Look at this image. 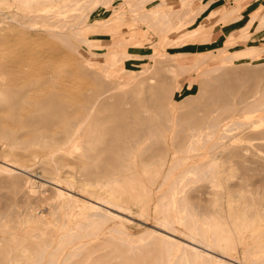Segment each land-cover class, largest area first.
<instances>
[{
    "label": "rangeland",
    "instance_id": "obj_1",
    "mask_svg": "<svg viewBox=\"0 0 264 264\" xmlns=\"http://www.w3.org/2000/svg\"><path fill=\"white\" fill-rule=\"evenodd\" d=\"M61 1L62 0H55L52 2V4L54 5L59 2L61 7H63V1ZM84 1L80 0L79 3L73 5V9H69V7L64 9L63 7L64 11L69 10L67 12L65 11L66 13H63L64 11H62V8L59 6V4L56 5L59 6L61 10H57L62 12L57 10L55 11L54 9H56L57 6H53L52 4L50 6H53L54 8L48 6V8L45 7L42 9H37V4L39 3L33 1V3L31 2V6L33 7V11L34 8L37 7L34 11L36 14H34V16H37L38 19L35 17L36 20H32L33 15L31 16V14L34 12L32 9V12H29L26 8L27 6L22 1L0 0V92H4L5 94H0L2 97L4 95V102L0 96V127H4V129L7 130L5 135L0 136V161L12 162L16 167L21 168V170H16L15 172L11 173L3 170V168L0 167V237H3L0 238V264H6V261L7 264H31L33 263L34 255L37 256L38 250L43 248L46 249L44 252V257L41 260L42 264L47 262L46 259L50 258L49 254L50 252L52 253L54 249L58 253L57 262L55 264H60L63 262H70L69 264H80L81 262L82 264H164L167 256L166 251H168L166 245L165 243L163 244V242H161L162 239L159 236L151 234V230H154V225L158 224V218L161 214L159 198L162 194L167 192L168 186L172 179L180 171H182L186 165H189L192 161L204 162V160H207L210 157L208 152L209 149H207L208 143H206L204 147H199L197 151L189 153L190 155L183 164L179 166L172 165V167L171 164L173 163L171 160H175V158L176 160L177 158L180 159V157L183 156V153L180 151L172 153L173 148L169 147L167 143L172 140L177 141L180 139L174 130H177V128L181 127L182 124L184 125L181 128L188 133L190 126L195 128H198V126L201 127V123L205 124L207 119L210 120L214 116H218L221 119L225 118L224 121L229 124L228 128H230L232 125L231 123H233L235 119L246 123L245 125L242 124L243 126L240 125L241 127H234V125H232L231 128L233 129H229L227 131V133L230 135L227 138H224L223 141H228V145L230 146L227 148L228 150H225L224 152L219 150L222 153H218L217 150L220 149V146L215 148L219 157L217 156L218 159H216V165L214 166L215 177H212L214 180L209 181V179H202L205 180V182L199 179L197 180L194 178L195 176L193 177V175H191V181L187 179L185 180L186 185H183V180V184L181 183L182 187H180L181 191L176 192L175 194L179 195L184 191V193L186 192V201H190V204L192 202L197 207L199 204H201L199 206V210L196 208L198 212L200 211V214L202 213L201 215L198 213L200 215H197L199 216L198 219L206 220L207 222L215 221L217 224H220L221 221L220 225L227 228V234L230 240L229 246L226 248L224 255L222 256L225 261H237L236 264H252L258 260H264V212H262L264 210V182L262 181V183H258L259 178H262L263 176L258 175V170L254 169L256 166H261L259 169L262 171V173L259 174L264 175V159L260 158L262 160V163H260L261 160H259L258 165L260 166H258L257 163H253L254 160H256L254 162H257L258 160V158H256L257 156L255 157V154H262L261 157H264V145H261L260 148V144L259 146H256V143L258 145V142H254L255 144L253 143L255 146L252 144L253 141H259V139L256 138L259 136V133L257 132L260 129L257 130V128L261 127V129H263L264 123L253 122L254 117L252 114H245L241 117L230 116L231 109L233 110L238 104L237 102H239L243 97L247 98L251 95H254L264 99V80H262L264 77L261 76L264 71V25L262 27L256 28V26H254V22L248 28H246L249 20H238L242 11L241 7L238 13H232L230 17L220 18L218 20L215 16L205 18V15H208L207 11L211 9H219L223 7L224 12L231 10V8L236 5V0H214V2L209 6L211 9L207 8L203 12V16L201 18H195L182 26L180 22L183 21H181L179 16L174 14L170 18V21H173L177 25L175 24V26L171 28L169 27L170 31L168 32L166 30L162 31V29L167 26L165 23L161 24V22H164V20L161 21L164 19L163 16L161 18V15H156L161 18V20L158 18L160 21L159 23L161 24L160 25L159 23L155 24V21L157 20V17H155L156 13H153L154 15L151 14L152 17L149 13L151 19L147 18L149 17L148 15H146L147 17L141 15L143 12L146 14V11L151 12V10L153 11L157 9H160L159 13L164 8L165 13L167 12L168 8V11L178 9L181 6L183 7V2L181 0H164V3H162L163 0H149L143 2H138V0H132L133 2L131 0H106V2L105 0H99V3L96 0ZM203 1L206 0H193L191 6L196 8ZM88 3L89 7L87 6V8L86 5H88ZM93 3L96 5L94 6ZM90 5L93 8H91ZM43 6L44 5L42 4V7ZM50 10H52V13H50ZM263 10L264 2L262 5H259L258 8L251 13V15L257 11L262 13L264 12ZM45 11H47V13L49 12L48 14H51L52 17L54 16V13H58L59 15H55L53 20H49L48 17L50 18L51 15L49 16ZM10 12L14 14L12 15ZM37 12L39 14H37ZM76 13H79V16H77ZM70 14L71 16L75 14V18L77 19H75V21L74 19H70ZM81 14H84L86 17H84L83 21L81 22L82 24L79 25L82 31L80 36H85V38H88L94 44V46L91 47V50L87 46V54L84 52V50H87L85 43H82V41L80 43L79 40H76L78 37L75 39V36L68 33L70 30H68V28H72L73 23H76V21L82 16ZM22 15L25 16L21 17ZM28 15L31 18H29V20ZM42 15L46 16H43L44 18H42ZM13 16L15 17L12 18V20L10 17ZM38 16L41 17L39 18ZM65 17L70 22L73 20V22L69 24V21H67ZM26 18L28 20L27 22L25 20ZM41 18H46L45 20H49L48 25L52 24L50 28L47 26V21L45 22V20H42ZM152 19L154 26H152L153 23L151 25L149 24L152 22ZM22 20H24V22L30 27L24 24V22L19 23L22 22ZM42 21L46 25H40L41 23H38ZM58 22H60L59 25L61 24L64 28H62V26L59 27L57 24ZM215 22L221 23L218 25V27L220 25H224L223 30L228 34H226L227 37L229 35L234 37L233 41H229L233 44L222 53H219L217 49L222 47L224 44L229 43L226 42L227 37L225 40H221L222 42L220 43L206 44L201 46V44L204 43L203 41H206L209 31ZM229 22H232V24H229ZM64 23H68V26H64ZM37 24H39L38 27ZM196 25H202L203 27V30L198 35L192 37L190 40H188L185 36L183 37L185 32ZM40 26H44L46 27L44 28L45 30L50 29V31L48 30L46 34L43 28ZM52 26L54 28H52ZM158 26L160 27L158 28ZM65 27H68V31L65 29ZM244 27L246 29H244ZM55 28H58L56 29L57 31L54 30ZM40 29L43 32L40 31ZM60 29L63 30L59 31ZM55 32H59L60 34ZM48 33H52V35H49ZM62 34L64 36L67 35L69 39L66 40V37L64 38ZM161 37H163V40L164 37L170 38V40L168 42H166L168 39L164 40V42H166L165 44L163 41L161 42L162 45L159 48V54L155 55L156 58L150 57L153 51V44H155L158 39L162 40ZM223 38L221 37V39ZM169 42L170 44L174 42V45H168ZM70 45H72V47H69ZM74 45L75 48L76 45H79V48L76 49L79 52L81 51L80 53L75 52L77 50L74 48ZM249 46L257 47V56L237 59L235 58L231 62L222 60L223 56L230 55V53H232L234 50ZM192 47L195 48L192 49L193 51L190 49ZM98 53L101 55V57H95L92 55H97ZM125 53H128L131 56L124 60L123 63L118 64L116 59L122 58L120 56L126 57ZM195 63L196 66L193 68ZM259 65L262 67H259ZM190 66L192 67L190 68ZM215 66L220 68H216ZM89 69L94 70L96 72L95 75L101 74L98 75V77L96 76L97 80L100 76L98 82H96L97 80L94 81V79H96L95 75H92L94 72L92 74L90 73L89 75V72L92 71ZM123 69H126V71H123ZM179 70L183 72L180 73ZM227 70L234 71L235 74L233 75L237 77L233 75L225 76L224 81L225 83L227 82V86H224L226 84L221 82L224 88L223 86H220L221 84L216 85V92L223 95L219 96L220 98H218V102L215 103L216 106L215 104H211L210 91H207L205 95L200 98L193 97L194 99H192V104H186L184 102L186 97L197 96L203 90L201 82L197 81L200 79L199 74H201L203 71H205L203 75L207 74L208 72H210L211 75H214L215 72H219L216 74L222 76V73H225ZM138 71H141L139 72L140 75ZM137 73L138 75H136ZM91 75L94 76L93 79ZM166 77L170 78V82L166 79ZM101 78H105L103 80L107 81L106 83L104 82V84L102 83L103 88L100 92H102V90H106L104 86L108 87L109 80V86L111 85L110 87L116 86L115 88H119L117 90L115 88L112 90V100L110 98V102L120 99L121 103L127 109H133V100L135 102V100L138 98L139 101H136L138 103V107L140 109H149L147 113L149 117H153V119L159 118L162 115L160 108H163L168 114L170 113V116L175 117L176 121L172 123V127L170 129H167L165 132H163L164 134L155 136L153 139L151 138L152 141L157 142L153 149L150 148L143 150L140 148H133L134 154L132 153L129 155V159L126 160L128 166L131 167H127L122 171L113 169L116 178H118L117 180H119L120 177L119 182L124 184L122 187L123 194L128 196L126 201L123 202V207L125 208L124 211L127 212V214H122L124 219L109 220L103 223V226L99 230L95 229L98 231V234L95 238L90 240L84 239L82 243H86H81V246L74 249V251H77V254L79 251H82L79 253L80 255L78 254L77 256V254H74L68 258V260L63 261L62 252L72 249L78 245V243L74 244L72 247V244L70 243H63L62 240L65 238L60 235L65 233L66 228H59L58 225L62 222V217L63 220H67L68 226L72 225L76 219L78 220L82 218L83 215L81 214L80 209L82 206L81 201L71 202L73 208L71 211L73 214L70 216H63V213L67 207H58V209H56L54 206H52L54 204V190H52L54 189V184L49 183V187L47 186L48 183L46 182V185L41 188L40 185L43 183L42 177L49 175L52 170L54 171L55 166L57 168L61 164L63 165L60 175L61 179H64L71 172L79 174L83 169L84 162L77 161L67 153L62 154V151H54L53 146L45 139L38 140L35 138V136L29 132L25 120H22L24 116L18 115L23 110V108H17V112L11 110L9 108L10 99L8 93L5 91L13 89L17 92H24L26 90V92L33 93V87L35 85L40 86L43 84H50L51 82H57L66 90V92L76 98L78 107L82 109L87 101V93L94 90L96 88L95 86L98 85L97 83H101ZM132 78H134V80ZM249 78H251V80ZM190 81L193 82V85L189 89L187 88V83ZM112 82L113 84H111ZM237 82L240 84L238 83L239 85H237ZM257 84L260 88L257 86ZM92 86L94 88H92ZM159 86L163 87V91L162 97H160V99H158L156 102L158 104L156 105L155 103L156 106L151 107L144 106V95L146 93H153ZM225 88H227L226 90H229L230 94L224 90ZM138 89L140 93L137 94ZM237 95L238 98H235ZM223 97H225V101L222 103ZM154 99L155 98H152V101ZM235 99L237 100V104L233 103ZM82 102L84 105L79 104ZM126 102L127 105L125 104ZM215 107L217 109H215ZM212 109H215V113L214 110L212 111ZM107 112L108 110L103 107L101 114L104 115L107 114ZM197 119L200 120L197 121V123L188 126L190 122ZM204 120H206L205 123ZM206 130L208 129L205 128V131ZM58 134L59 133H55L56 136H58ZM42 140L44 142L46 141L48 145H45L46 143L44 144ZM151 140L148 139L146 142L150 143ZM233 143H238V145L235 144L236 146H231ZM166 146L168 147L167 152L163 150ZM241 146L244 149L241 148ZM235 147L237 148L235 149ZM238 147H240L242 150L238 149ZM247 147L249 148V151L246 150ZM258 147L262 151L258 149ZM232 149H234V151ZM78 150L80 152L79 148H77L75 151L79 153ZM253 150H255L256 153ZM50 151H54V154L51 152V154L47 155L48 152L50 153ZM227 151L229 156H227ZM240 151H247L246 153L248 154L249 159H246L248 156L246 155V157H244L245 154L243 155V153ZM238 153H240V155ZM200 154H203L204 156L201 157ZM258 157H260V155ZM240 158L241 161L236 162L237 165H239L237 166L235 161L240 160ZM250 158L253 159H251L252 162ZM247 160L248 162L250 160L251 163H249L255 166H250V164L246 163ZM239 162L242 163L238 164ZM145 163L149 164L145 165ZM244 163H246V165L248 164V166L251 168L249 171L247 169L248 166L247 168L243 167L245 165ZM64 164L67 165V167L64 166ZM70 164L73 165L69 167L68 165ZM241 167L247 169V171H242L243 169H241ZM252 167L254 169L253 172ZM167 172H169V178L163 179V177L167 175ZM246 172L249 174L248 176ZM154 175L156 177H154ZM258 176L260 177L258 180H256V177ZM127 177L132 179V185L130 179ZM134 177H136V179ZM160 178H162L161 184ZM103 179H105V177H103ZM31 182H33V185ZM25 185L27 187H25ZM62 185H64V182H62ZM130 185L133 189L130 187ZM47 187L49 189L51 188V190L47 189ZM23 188H26V190ZM31 188L35 189L36 191L33 192ZM144 188H147V191L144 190ZM27 189H31L30 195L25 194L26 191V193L30 192ZM72 190L74 196L83 200L87 199L85 196L86 194H80L81 190L79 183L74 184L72 186ZM22 192L24 194H22ZM136 194H139L140 196H136ZM247 198L250 200L246 201ZM205 204H209L207 207L205 206L207 210H205V208L203 209L202 205ZM209 207L210 209H213L210 211ZM203 210L208 212L206 215L209 217L210 221L204 212H202ZM251 210L254 211L251 212ZM57 214L59 215L57 216ZM247 214H249V217ZM204 215L205 217H202ZM54 217L57 218V221L54 219ZM244 217L249 220L248 228H244L242 226L241 222ZM54 221L57 223H54ZM176 228L181 231L183 230V227L180 225H176ZM118 229L122 232L117 231ZM73 230L75 231L76 229L74 228ZM42 233L45 235H42ZM49 241L50 244H48ZM44 244H48V246L45 245V247ZM61 244L62 246H59ZM55 245H58V249L54 248L56 247ZM10 248L12 250H10ZM163 248H166V250ZM214 251L217 252V249ZM9 255L12 257V259L8 258L10 257ZM16 258L17 260L15 261ZM13 261H15V263Z\"/></svg>",
    "mask_w": 264,
    "mask_h": 264
},
{
    "label": "bare ground",
    "instance_id": "obj_2",
    "mask_svg": "<svg viewBox=\"0 0 264 264\" xmlns=\"http://www.w3.org/2000/svg\"><path fill=\"white\" fill-rule=\"evenodd\" d=\"M17 1H22L27 6L26 7L27 10L30 12L31 9L33 11V7L31 6V2L33 3V1L39 3V4H37L38 8L35 7V5H34V7H35L34 11H35L36 8L37 9H42L45 7L48 8V6H50L52 4V2L55 0H17ZM62 1L61 2L63 3L62 6L64 7V9L66 7H69V9H70V8H72L73 5H76V3H79L80 0H62ZM96 1L98 2L99 0H96ZM96 1H94V2H96ZM107 1H109V0H107ZM133 1H135V0H133ZM143 1H149V0H138V2H143ZM181 1L183 2V7L180 5L182 8L180 7L178 9L171 10V11H168L169 10V8H168L166 13L164 10L165 8L160 13H159L160 9L159 10L158 9L153 10V11L151 10V12L146 11V14H145V12H143V14H145V15H143L141 13L142 14L141 16L147 17L146 15H148L149 17H147V18L151 19V17H152L151 14L156 13L155 17H157V20L156 19L155 20L157 22L155 21V24L159 23L160 22L159 20H161V18L163 16L164 19H162L161 21L164 20V22H161V24L165 23V25H167V26H165V27L163 26L164 29H162V31L166 30L168 32V31H170V28L175 26V24H176L173 21H170V18L174 14L181 18V21H183V22H180V21L179 22L181 23V26H182V25L192 21L195 18H201L203 16L202 15L203 12L207 8H209V6L214 2V0H206V1H203L198 7L193 8L191 6V3L193 0H181ZM105 2H106V0H105ZM162 3H164V0ZM42 4L44 5L43 7H42ZM56 4L58 5L59 2ZM56 4H54V5H56ZM135 4H136V2H135ZM93 5L95 6L96 4L93 3ZM53 6H50V7H53ZM59 6L61 7V4H59ZM59 6H57L56 9H54V10L55 11L57 9L61 10V8H62V11H64L63 7L60 8ZM87 6L89 7V3H88V5H86V7ZM79 7H77V8H79ZM83 7H84V4H83ZM90 7L93 8L91 5H90ZM77 8H75V9H77ZM209 9H211V7ZM239 9H240L239 1L236 0V5H234V7L231 8V10L224 12L223 7L219 8V9H211V10L207 11L208 15H205V18H210V17L215 16V17H217V20H218L220 18L230 17V15L232 13H235V14L238 13ZM54 10H53V12H54ZM60 10H57V11H60ZM47 11H48V9H47ZM47 11H45L46 14L49 13V12L47 13ZM50 11H51L50 13H52V10H50ZM62 11H60V12H62ZM65 11L63 13H66L69 10H67L66 12ZM38 12H37V14L40 13V12L39 13ZM149 13H150L151 17L149 15ZM162 13H163V15H162ZM11 14L13 15L14 13H11ZM34 14H35V12L33 14H31V16L33 15L32 20H34L35 17L37 18V16H34ZM57 14L54 13L53 17H55V15H57ZM78 14L79 13H76L77 16H79ZM26 15H27V13H26ZM48 15L50 16L51 14H48ZM81 15L82 16L80 17V19L77 20L76 23H73L74 26L72 25V28L67 27L68 30L70 29L69 30L70 32L67 30L66 27H65V29L68 31V33L75 36V39L78 37L79 39L77 38L76 40H79L80 43L82 41V43H85V46L86 47L88 46L89 49L91 50V47L94 46L93 42L91 40H89L88 38H85V36L84 37L80 36L82 31H81V28L79 25L82 24L81 22L83 21L84 17H86L84 14H81ZM156 15H161V18L159 16H156ZM23 16H25V15H22L21 17H23ZM43 16L45 17L46 15H42V18H44ZM70 16H71V14H70ZM14 17L15 16L10 17V18L12 19ZM51 17H52V15L50 16V18L48 17V19L53 20V17L52 18ZM71 17H74V18H71ZM71 17H70V19H74V21H75V19H77V18H75V14H73V16H71ZM29 18H30V16L28 15V20H29ZM140 18H142V17H140ZM158 18H159V20H158ZM165 18H166V20H165ZM45 19H42V20H45ZM65 19L67 20L66 17H65ZM248 19H249V23L246 25V28H248L254 22H255L254 26H256V28L262 27L264 25V12L259 13V11H257L256 13L252 14L250 16V18L248 17ZM25 20H26V22L28 21L27 18ZM49 20H45V22L47 21V26L50 28V26L52 24L48 25ZM67 21H69V20H67ZM151 21H149V22H151L149 24L151 25L153 23L152 26H154L153 19ZM23 22H24V20H22V22H19V23H23ZM72 22H73V20H72ZM72 22L69 21V24ZM33 23H31V24H33ZM38 23L39 24L41 23L40 25L45 24V23H43V21L38 22ZM51 23H53V22H51ZM59 23L60 22H58L57 24L59 25ZM24 24H26V23L24 22ZM24 24H21V25H24ZM34 24H36V23H34ZM39 24H37V27ZM67 24L64 23V26H66ZM62 25H63V21H62ZM62 25L60 24L59 27H61ZM53 26H56V25H53ZM53 26H52V28H54ZM28 27H30V26H28ZM37 27H35V28H37ZM40 27H42V26H40ZM159 27L160 26H158V28ZM42 28H43L45 33L48 32V30L50 31V29L45 30L44 28H46V27H44V26ZM62 28H64V27L62 26ZM246 28L244 27V29H246ZM56 29H58V28H55L54 30L57 31ZM54 30H53V32H54ZM61 30H63V29H60L59 31H61ZM202 30H203L202 25H196L193 28L189 29L187 32H185L183 34V37L185 36L188 40H190V39H192V37L198 35ZM241 30H243V29H241ZM40 31H42V30L40 29ZM36 33H37V31H36ZM55 33H59V32H55ZM63 33H65V32H63ZM48 34L52 35V33H48ZM53 35L58 36L56 34H53ZM246 35H247V33H246ZM73 36H71V37H73ZM246 37H248V36H246ZM64 38L66 40L69 39L67 35L64 36ZM161 38H162V40L158 39L157 42L155 44H153V51H152L150 57L156 58L155 55L159 54L158 51H159L160 46L162 45L161 42L162 41L164 42V40H166V39H168V40H166V42H168L170 40V38L164 37V40H163V37H161ZM233 38L234 37H232V35H229L226 39V42L233 41ZM166 42H164V44ZM170 42L168 45H174V42L171 44H170ZM230 42L227 44H224L222 47H220L218 49L216 48L217 51H219V53L226 51L233 44ZM176 44H178V43H176ZM95 46H97V45H95ZM69 47H72V45H70ZM88 47H87V50H84V52H86V54L88 51ZM74 48H75V45H74ZM76 48H79V45H76ZM75 52L80 53L81 51L79 52L77 50ZM257 52H258V49L256 46H249V47L234 50L232 53H230V55L223 56L222 60L231 62L235 58L237 59V58H244V57H253V56L258 55ZM199 54H201V53H199ZM92 55L95 57H101V55L99 53L97 55L96 54H92ZM125 55H126V57L120 56L122 58L116 59V62H118V64L123 63L124 60L128 59L129 56H131L128 53H125ZM171 55H174V54H171ZM147 56H149V55H147ZM198 58H200V57H198ZM198 60H200V59H198ZM151 63H152V61H151ZM196 63L193 65V68L196 66ZM260 65H259V67H262ZM217 66H219V65H217ZM226 66H228V65H226ZM191 67L192 66H190V68ZM220 67H221V65H220ZM220 67H216V68H220ZM140 69H142V68H140ZM143 69H145V68H143ZM89 70H92V69H89ZM123 71H126V69H123ZM139 72H141V71H138V73ZM181 72H183V71H180V73ZM204 72L205 71H203L201 74H199L200 79L197 80V81L201 82L203 90L197 96L186 97L184 99V102L186 104H192L193 103L192 99H194L193 97H199L200 98V97L204 96L207 91H210L211 104H215L216 102H218V100H219L218 98H220L219 96H223L220 93L216 92V89H217L216 85H218V84L220 85L221 82L225 83V81H224L225 76H232L233 74H235L234 71H231V70H227L225 73H222L224 76L223 75L222 76L217 75L219 72H215L214 75L212 74L213 76L210 74V72L203 75ZM90 73L91 74L93 73L92 75H95L96 72L94 70H92L91 72H89V75H90ZM97 73H98V71H97ZM99 73H101V72H99ZM138 73L136 75H138ZM263 73H264V71H263ZM263 73L261 76L264 77ZM176 74H178V73H176ZM92 75H91V77L93 79L94 76H92ZM98 75H101V74H98ZM98 75H95V77L96 76L98 77ZM139 75H140V73H139ZM233 76H235V75H233ZM97 77H96V79H94V81L97 80ZM168 77H166L167 80L170 79ZM235 77H237V76H235ZM99 79H100V76H99L98 80ZM103 79H105V78H101V80H100L101 83L99 82V83H97L98 85L96 84L97 86H95L96 88L94 90L89 91L87 93V95H86L87 101L85 100L86 104L84 105L83 102L79 103V104L84 105L82 109H80L78 107V104L76 103V101H77L76 98H74L68 92H66V90L63 87H61L57 82L56 83L51 82L50 84H43L40 86L35 85L33 87V89H34L33 93L26 92V90L24 92L23 91L17 92V91H14L13 89H9L8 91H5L8 93V96L10 99L9 108L11 110L17 112V108H20V107L23 108V110L18 115L24 116V118L22 120H25L29 132H31L32 135L35 136V138H37L38 140H40V139L44 140L45 139V140L49 141V144H51L53 146L54 151H56V152L62 151L61 152L62 154L67 153L72 158L76 159L77 161L84 162L83 169H82V171H80L79 174L78 173H72V172L70 173V171H69L70 174L68 173L69 175L66 178L63 177L64 179H61V175H60V173H61L60 171H61L62 166H63L62 164L57 168L55 166V170L54 171L52 170L49 173V175H45L43 177L41 176L43 183L41 182L42 184L40 185V188L44 187L46 185L45 184L46 182L48 183L47 186H49V183L54 184V189H52V190H54L53 197H54L55 202L53 201L54 204L52 206H54L56 209H58V207L59 208H66L67 207L63 213L64 214L63 216H70L73 214L71 211L73 209L71 202L81 201L82 206L80 207V209H81V214L83 215L82 218L78 219V220L76 219V221H74L72 225L68 226L67 220L66 219L63 220V217H62V222L59 223V225H58L59 228H66L65 233L63 235H60V236L65 238L64 240H62L63 243H65V242L70 243V244H72L71 247L74 246V244L78 243V245H76L72 249H69L67 251L62 252L63 261H66L72 255L77 254V251H74V249H76V247L81 246V243H82V241H84V239L90 240L92 238H95L98 234L97 230H99L103 226V223H105L106 221H109V220L124 219L122 214H127V212L124 211L125 208L123 207V202L126 201L128 196H125L123 194L122 187L124 186V184H121V182H119L120 177H119V180H117L118 178H116V176L113 172V169H117V170L122 171V170L126 169L127 167H131V166H128L126 160H128L129 155H131L133 153V151H134L133 148L134 149L140 148L143 150L150 149V148L153 149L157 142L152 141L151 138L153 139V137H155V136L164 134L163 132H165L167 129H170L172 127L171 126L172 123L174 121H176L175 117L170 116V113L168 114L163 108H160L162 115L159 114V115H161L159 118L153 119V117H149L147 115L149 109H140L138 107V105H137L138 103L136 102V101H139L138 98L135 100V102L133 100V109L132 108L127 109L121 103L120 99H116V101L110 102L109 99L111 98L112 90L116 86L112 85L114 87H110L111 85L109 86V84H110V80H109L108 81V83H109L108 87L104 86V88L106 90H104V91L102 90V92H100L101 89L103 88L104 82L106 83V81H107V80L105 81ZM132 79L134 80V78H132ZM249 79L251 80V78H249ZM98 80L96 82H98ZM262 80H264V78ZM258 81H259V79H258ZM151 82H152V80H151ZM169 82H170V80H169ZM260 82H259V86H260ZM238 83L239 82H237L236 84L239 85L240 83L239 84ZM263 83H264V81H263ZM111 84H113V82ZM225 84L226 85H224V86H227V82ZM192 85H193L192 81L188 82L187 88L190 89L192 87ZM93 86H92V88H94ZM220 86L222 87L223 84H221ZM224 86H223V88H224ZM257 86H258V84H257ZM107 88H108V90H107ZM115 89L117 90L119 88H115ZM226 89L227 88H225L224 90L229 93V90H226ZM162 91H163V87L159 86L156 88V90L153 93H146L143 97V100L145 101V102H143V104H145L144 106H149V107L156 106L158 104L156 102L158 101V99H160V97H162ZM221 91H222V89H221ZM1 93L2 92H0V94ZM138 93H140L139 89H138L137 94ZM143 93H145V92H143ZM255 93H256V90H255ZM2 94H4V92ZM4 95H3V97H4ZM260 95H262V94H260ZM0 96H1L2 101H3L4 98L2 97V95H0ZM138 96H140V95H138ZM142 96H143V94H142ZM5 98H7V97H5ZM152 98H155V99L152 101ZM235 98H238V95ZM111 100H112V98H111ZM235 100L233 103L237 102V100L236 101ZM224 101H225V97H223L222 103ZM230 101H231V97H230ZM226 102H228V101H226ZM155 103H156V105H155ZM237 103H236L237 105L235 106V108L233 110L231 109V111H230L231 117H241L242 115H245V114H248V115L252 114L254 117L253 122L264 123V99L257 97V96H254V95H251L247 98L243 97ZM125 104L127 105V102ZM215 106H216V104H215ZM103 107H105V109L108 110L107 114H104V115L101 114V110ZM215 109H217V108L215 107ZM215 109H212V111L214 110V113H215ZM218 109H219V107H218ZM199 120L200 119L193 120L192 122H190L188 124V126L192 125L194 123H197V121H199ZM224 120H225V118L221 119L218 116H214L210 120H208V119H207V121L204 120V123H205V121H206V123L205 124L201 123L200 124V125H202L201 127L198 126V128H195L193 126H190L189 127L190 130L188 133L185 132V130L181 128L184 125V124H182V126L179 127L180 129L177 128V130H174V131H176V134H177V136H179L180 139L177 141L170 139L172 141L167 143V145H169V147L173 148L172 153H176L178 151L183 153V156H181L180 159L177 158V160H176V158H175V160H171L173 163V164H171V166L172 165L173 166L174 165L179 166V165L183 164L186 161V159L188 158V156L190 155L189 153H191L193 151H197V149L199 147H204L206 143H208L207 149H209L208 152H209L210 157H209V159L204 160V162L192 161L189 165H186L184 167V169L182 171H180L172 179V181L170 182V184L168 186L167 192L162 194L159 198V203L161 205V210H160L161 214L159 215V218H158V224L154 225L155 228L153 227L154 230H151L152 231L151 234H153V235L155 234V235L159 236L162 239L161 242H163V244L165 243V245H166V248L168 251H166L167 256H166V260H165L164 264H236V262H237V261H225L222 258V256L224 255V251L229 246L230 238L227 234V228L225 226L220 225L221 221H220V224H217V222H215V221L207 222L206 220L198 219V217L202 214V213L200 214V211L198 212V210L200 209L199 206L201 204H199L197 207L192 202L190 204L189 203L190 201L189 202H188V200L186 201V199H185L186 192L184 193V191H183V193H180L179 195L175 194L176 192L181 191L180 187H182L181 183L183 184V180H184L183 185H186L185 180H187V179L190 180L191 175H193V177L195 176L194 178L197 180L198 179L199 180L209 179V181L214 180L213 179L215 177L214 166L216 165V159H218L217 158V156H218L217 151H218V153L220 152L219 150L224 152L225 150H228L227 149L228 147H230L228 145V141H226V140L223 141L224 138H227L230 135L227 133V131L229 129H233V128H231L232 125H234V127H236V126L239 127L240 125H242V124L245 125V123H246V122H242V121L235 119V121L233 123H231L232 125L230 124L231 125L230 128H228L229 124H227V122H225ZM205 128H207L208 130L205 131ZM257 130L260 131V132L256 131L257 133H259L258 137L256 135V137H257L256 139H259V141H253L252 144L254 142L255 143L258 142V145L256 143V146H259V144H260V148H261V145L262 146L264 145V128L261 129V127H259V128H257ZM6 131L7 130L4 129V127H0V136L5 135ZM247 131H249V130H247ZM55 133H59L58 136H56ZM174 134H175V132H174ZM171 138H172V136H171ZM148 139L151 140L150 143L146 142ZM247 139H249V138H247ZM26 143H28V142H26ZM44 144L48 145L46 141L44 142ZM233 144L231 146L238 145V143L237 144L235 143L236 145L235 144L233 145ZM218 146H220V149H218L216 151L215 148ZM77 148L80 149V152L78 150L79 153H77V151H75V150H77ZM164 148L165 149H163V150L165 152H167L168 147L166 146ZM236 148L237 147H235V149ZM241 148H243V147L241 146ZM241 148L238 147V149L242 150ZM260 148L258 147V149H260ZM248 149L249 148L247 147L246 150H248ZM232 150L234 151V149H232ZM235 151H237V150H235ZM253 151L256 153L255 150H253ZM263 151H264V146H263ZM51 152L52 151H50V153L48 152L47 155L51 154ZM240 152H242L243 155L245 154L244 157H246V155L248 156V154L246 153L247 151L246 152L244 151L245 153L243 151H240ZM252 152H250V153H252ZM220 153H222V152H220ZM242 153H241V156H242ZM224 154L227 155L228 151H227V154L226 153H224ZM238 154L240 155V153H238ZM252 155H254V154H252ZM259 155H260V157H258ZM259 155L255 154V157L257 156L256 158H258V160H257V162H254L256 160L253 161V163H257V165L259 163V160H261L262 158L264 159L263 156L261 157L262 154H259ZM43 156H44V154H43ZM200 156L202 157L204 155L200 154ZM227 156H229V154ZM236 156H238V155H236ZM238 157H240V156H238ZM252 158H253V156H252ZM252 158H250V160ZM43 159H39V160H43ZM246 159H249V156ZM243 160H245V159H243ZM250 160H249V162H250ZM252 160H251V162H252ZM238 161H241V158H240V160L235 161V163ZM0 162H1L0 167L3 168V170H5L7 172L13 173L16 170H21V168L16 167L12 162H7V161H0ZM249 162H248V160L246 161V163L250 164L251 162L250 163ZM241 163L242 162H239L238 164H241ZM246 163H244L245 165L243 167L247 168L248 164L246 165ZM260 163H262V160ZM147 164H149V163H147ZM147 164L145 163V165H147ZM263 164H264V162H263ZM72 165L70 164L68 166L71 167ZM236 165H237V163H236ZM252 165L250 164V166H252ZM64 166L67 167V165H65V164H64ZM237 166H239V165H237ZM254 166L255 165H253V167ZM258 166H260V165H258ZM253 167H252V172L254 169H257L258 175L263 176L262 178L260 176L256 177L257 178L256 180H258V178L260 177L258 180V183H262V181L264 182V175L259 174V173H262V171L259 169L261 166L260 167L256 166V168H254V169H253ZM169 169H170V167H169ZM241 169H243L242 171H244V170L247 171V169L249 171V169H251V168L248 166L247 169L242 168V167H241ZM154 170H153V172H154ZM250 172H248V173H250ZM168 173L169 172H167V175L165 174L166 176H164L163 179L169 178ZM255 173H256V171H255ZM246 174H247V172H246ZM155 175H156V172H155ZM155 175H154V177H156ZM248 175L249 174H247V176ZM103 177H105V179H103ZM238 177H240V176H238ZM127 178L130 179V177H127ZM134 178L136 179V177H134ZM260 179H262V180H260ZM29 180H30V178H29ZM32 180H34V179H32ZM161 180H162V178H160V184H161ZM205 180H202V181H205ZM219 180H221V179H219ZM130 181H131V185H132V183H133L132 179H130ZM259 181H261V182H259ZM33 182H35V181H33ZM33 182H31L32 185H33ZM62 182H64V185H62ZM255 182H257V181H255ZM76 183H79V185H80V190H81L80 194H82V195L86 194L85 195L87 198L86 200L80 199V198L73 195L72 186ZM26 184H27V182H26ZM131 185H130V187L132 188ZM158 185H159V183H158ZM29 186H30V183H29ZM25 187H27V186L25 185ZM131 188H130V190H131ZM142 188H143V186H142ZM23 189L26 190V188H23ZM31 189H27L28 191H30L28 193H26L27 191L26 192L23 191V192H25V194L30 195ZM47 189H49V188L47 187ZM47 189H45V190H47ZM146 189L144 188V190H146ZM41 190H43V189H41ZM49 190H51V188ZM32 191L35 192L36 190L32 189ZM38 191H39V189H38ZM23 192H22V194H24ZM236 192H238V191H236ZM236 194H238V193H236ZM128 195H129V193H128ZM137 195H139V194H136V196ZM130 197H132V196H130ZM241 198H242V195H241ZM249 198H250V196H249ZM247 200H250V199L247 198L246 201ZM208 205H206V204L202 205L203 209L205 208V210H207L206 207ZM209 209H210V207H209ZM211 209H213V208H211ZM211 209H210V211H211ZM233 209H234V207H233ZM51 210H49V211H51ZM253 211L254 210H251V212H253ZM202 212H204L205 215H206V213H208L204 210ZM257 212H259V211H257ZM262 212H264V210ZM77 213H78V211H77ZM77 213H75V214H77ZM217 214H218V212H217ZM0 215H1V213H0ZM58 215L59 214H57V216ZM197 215H199V216H197ZM205 215L202 217H205ZM212 215H213V213H212ZM248 215L249 214H247V216ZM251 215H252V213H251ZM2 216H3V212H2ZM57 216H55V217H57ZM55 217H54V219H56V221H57V218H55ZM206 217L210 221V219L207 215H206ZM56 221H54V223ZM241 223H242V226L244 228H248V225H249L248 219H246L244 217L242 219ZM176 225L182 226L183 230L181 231V230L177 229ZM74 228L76 229L75 231L73 230ZM95 229H97V230H95ZM117 231L122 232L119 229ZM44 233H42V235ZM0 238H3V237H0ZM14 238H12V239H14ZM27 238H29V237H27ZM30 238H32V237H30ZM47 239H48V237H47ZM84 243H86V242H84ZM84 243H82V244H84ZM48 244H50V241L48 242ZM48 244H44V246L45 245L48 246ZM62 244L59 246H62ZM55 246L56 247H54V248H57L58 245H55ZM166 248H163V249L166 250ZM45 249L46 248L38 250L37 256L34 255V259H33L34 264H38V263L42 264L41 260L44 257ZM215 249H217V252L214 251ZM10 250H12V249L10 248ZM22 252H23V250H22ZM80 252H82V251H79V253ZM2 253H4V252H2ZM19 253H20V251H19ZM78 254H77V256H78ZM49 255H50V258L48 257L49 259H46L47 262L45 264H55L57 262V256H58L57 251H55V249H54L52 251V253L50 252ZM8 258L12 259L11 256ZM16 260H17V258L15 259V261ZM10 261H9V263H10ZM15 261H13V262L15 263ZM23 262H24V260H23ZM33 263H31V264H33ZM69 263L70 262H67V263L63 262L60 264H69ZM6 264H7V261H6ZM80 264H82V262ZM252 264H264V260H258Z\"/></svg>",
    "mask_w": 264,
    "mask_h": 264
},
{
    "label": "crops",
    "instance_id": "obj_3",
    "mask_svg": "<svg viewBox=\"0 0 264 264\" xmlns=\"http://www.w3.org/2000/svg\"><path fill=\"white\" fill-rule=\"evenodd\" d=\"M238 1L240 4V7L242 9V11L240 13L241 15H240L238 20H243V19L249 20L248 17L250 18L251 13L253 11H255L258 8V6L262 5V3L264 2V0H238ZM232 3H234V2H232ZM219 24H221V23H216V22L213 23L206 41H203L204 43L201 44V46L206 45V44L208 45V44H213V43H220V42H222L221 40H225V38L227 37L228 34L226 33V31L224 32V30H223L224 25H220L218 27ZM229 24H232V22L231 23L229 22ZM231 30H233V29H231ZM231 30H229V31H231ZM223 36H224V38H223ZM221 37L223 39H221ZM190 49L192 50L195 48L192 47Z\"/></svg>",
    "mask_w": 264,
    "mask_h": 264
}]
</instances>
